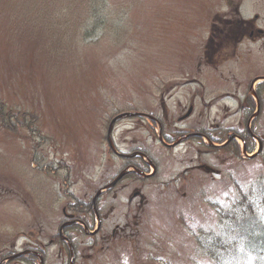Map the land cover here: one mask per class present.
Wrapping results in <instances>:
<instances>
[{
  "label": "rangeland",
  "instance_id": "1",
  "mask_svg": "<svg viewBox=\"0 0 264 264\" xmlns=\"http://www.w3.org/2000/svg\"><path fill=\"white\" fill-rule=\"evenodd\" d=\"M100 1L98 14L105 28L91 29L95 34L91 37L84 31L92 24L86 18L89 5L85 0H0L2 258L12 252L10 245L20 232L44 244L52 236L55 239L64 220L63 205L81 197L84 186L91 189L89 181L113 170L105 162L104 135L114 115L129 111L158 117L163 95L172 122L178 105H186L192 93L203 92L204 102L211 105L209 119L203 118L206 126L215 119L212 123L223 127L224 122L230 128L237 117L225 113L220 107L223 101L215 106V99L226 92L239 99L247 95L244 81L254 69L231 66L232 72L237 68L236 80L242 81V86L230 81L213 86L212 71L202 58L207 23L215 14L222 16L221 0ZM262 3L264 0H256L251 7L245 2L244 14L260 12ZM251 50V56L264 65V56L256 55L255 48ZM225 70L223 66L218 69L217 79ZM194 77L200 84L183 85ZM230 103L225 105L230 108ZM199 112L206 111L200 106ZM194 117L199 119L197 112ZM138 121L118 122L113 140L117 150H141L157 165L155 177L143 181L144 187L147 185L144 194L155 202L145 213V228L137 237L132 236L131 242L115 239L108 252L97 250L104 249L102 243L92 252L81 246L75 264H118L115 255L119 249L126 264H196L200 258L190 236L207 231L210 236L226 235L228 213L240 215L243 197L252 202V215L248 213L247 223L238 226L237 247L251 253L246 257L253 264L262 262L264 147L255 160L238 161V155L229 160L219 168L218 178L196 171L182 175L177 182L180 193H169L158 183L176 179L189 166V159L183 163L182 150L170 151L153 142L156 126ZM259 124L264 133V116ZM234 150H238L236 146ZM190 156L195 158L196 153ZM110 159L116 162L112 155ZM82 239L78 235L75 242ZM25 242L20 238L13 250H22ZM84 242L89 245L92 240ZM58 247L61 245L44 250L46 264H59ZM257 253L260 256L254 257Z\"/></svg>",
  "mask_w": 264,
  "mask_h": 264
},
{
  "label": "flooded vegetation",
  "instance_id": "2",
  "mask_svg": "<svg viewBox=\"0 0 264 264\" xmlns=\"http://www.w3.org/2000/svg\"><path fill=\"white\" fill-rule=\"evenodd\" d=\"M222 4L224 8L223 16L221 18H212L207 27L208 35L202 58L204 59V65L209 67L208 69L212 71L210 79L213 86L216 84L228 83L229 79L233 80V84L237 86L240 82H237L233 75V72H235L237 68L232 72L231 69L234 68L231 66L246 67L247 69H254L255 72H257L256 70L258 67L260 70L261 67L264 68V65H261L257 58L251 56L252 48L257 50L258 54L256 55L264 56V3L260 5V12L256 11L252 13L248 19H243L241 17L242 0H223ZM244 59H248L245 65ZM221 65L227 70L223 72V75L219 73V77L224 80L218 81L215 73L222 67ZM199 67L200 61L197 63V71H199ZM259 78H264V74L258 72L251 80L244 81L248 92L246 97L242 100L235 96L230 97L231 100L236 101L237 107L232 114H239L240 116V122L235 127L231 126V128H229V126L224 123L223 127L219 124L210 125L208 127L205 126L207 123L205 120L209 119L210 104L208 105L204 102V94L202 92L199 96L196 93L191 94L188 102H186V107L185 105L182 107L178 105L179 110L176 114L177 124L174 123L171 125L167 119V114L163 113V120L158 121V124L156 123L159 129V136L164 135L165 138H167V135H165L166 133H171L172 135L177 134V141H180L178 147L185 146L187 152H195L197 154V161H199L203 155L212 156L216 153V159L219 164L235 159L238 155L237 151L234 150L235 137L242 140L245 148L251 147L253 138H257L263 147L264 134L261 133L262 128L259 124V120L264 116V94H262V90H260L263 89L264 91V86H259V83L255 84ZM188 81L194 84H200L195 77ZM254 84L256 85L254 87V92H250L249 90ZM197 96L198 100H196ZM254 96L257 97L259 105L258 110L256 109L257 101L254 99ZM200 106L206 111L204 114L199 112ZM196 112L199 118L198 120H194ZM185 116L188 118H185ZM168 136L170 135L168 134ZM191 140L196 141L193 142ZM196 142H198L199 147H204L206 150L202 151L195 148ZM114 152L113 156L116 162L109 160L108 163L110 167L115 169L114 172L116 174L110 181L114 180L120 174H123V177L114 187L98 196L93 205H91V199H89V201L87 200L72 206L67 214L64 210L62 211L67 220L63 224H60L59 228H64L65 231L70 230L71 232L80 230L83 236H86L85 233H88L87 236L92 240V243L87 247L88 251L94 250L96 242L108 244L122 235L131 238L133 232L138 233L139 228L143 224V217L148 206L143 194V188L146 189L147 187H144L143 181L151 179L149 178L151 174L152 177H154L156 168L153 172L149 170L147 165L148 161H144L138 157L140 151L131 153V157L133 158H125V155L116 153V151ZM218 153L222 154L224 157L219 158L217 155ZM133 169L142 173L140 175L136 174ZM142 174L149 177H142ZM161 186L165 187L169 186V184L161 183ZM83 197H85V195H83ZM141 197L142 199H140ZM93 208H96L98 214L97 222L95 220ZM77 222H81L85 226V233L84 230L76 224ZM108 229H110V236L107 234ZM127 234L129 235L127 236ZM30 244L31 242L29 241L25 247H28ZM82 244V240L77 242L78 249ZM35 245L39 248L36 249V252L24 251V254L28 256L32 254L35 255V257L17 259L13 260L11 263L46 264L44 250L47 244L43 246L42 242L35 240ZM63 255H65L67 259L69 258L68 264H70V262L75 264V260L80 255V251L74 246L68 247L63 245L58 247L57 258L64 263ZM81 257L83 258L82 255ZM88 258L90 257L88 256Z\"/></svg>",
  "mask_w": 264,
  "mask_h": 264
},
{
  "label": "trees",
  "instance_id": "3",
  "mask_svg": "<svg viewBox=\"0 0 264 264\" xmlns=\"http://www.w3.org/2000/svg\"><path fill=\"white\" fill-rule=\"evenodd\" d=\"M85 3L89 6L86 8V18L92 21L91 25H87L84 29L86 32H89L91 37L94 36V33H91V29H94V32L97 29H102L104 31L105 26H102V21H100V14H98L100 10V0H85ZM90 27V28H88ZM93 27V28H92ZM247 216H239V217H231L229 216L228 222H229V228L231 229L235 224V229L237 230V226L239 224H244V219ZM232 228V230H235ZM230 232V230H229ZM232 232V231H231ZM229 235V234H226ZM204 237L199 236L196 239L197 245V253L200 255V259L196 264H252L251 258L242 256L234 259V257H223V254L221 251L224 249V243L225 240L229 241L231 240L229 235L228 237H224L225 235H216L214 234L211 238H209L206 234L203 235ZM218 236V237H217ZM235 238V235L234 237ZM232 248V246H231ZM198 255V256H199ZM254 264H264L261 263H254Z\"/></svg>",
  "mask_w": 264,
  "mask_h": 264
}]
</instances>
